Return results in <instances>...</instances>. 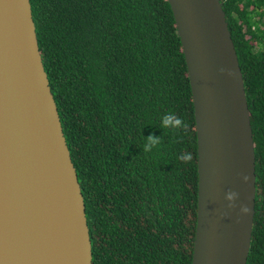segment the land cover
Returning a JSON list of instances; mask_svg holds the SVG:
<instances>
[{
	"label": "trees",
	"instance_id": "obj_1",
	"mask_svg": "<svg viewBox=\"0 0 264 264\" xmlns=\"http://www.w3.org/2000/svg\"><path fill=\"white\" fill-rule=\"evenodd\" d=\"M254 158L245 264H264V0H219ZM37 47L84 204L91 264H190L196 139L166 0H29ZM174 114L186 128L163 127ZM152 134L160 143L143 150ZM190 156L187 161L179 159Z\"/></svg>",
	"mask_w": 264,
	"mask_h": 264
},
{
	"label": "water",
	"instance_id": "obj_2",
	"mask_svg": "<svg viewBox=\"0 0 264 264\" xmlns=\"http://www.w3.org/2000/svg\"><path fill=\"white\" fill-rule=\"evenodd\" d=\"M166 1L196 139L190 264H245L254 212L253 142L224 12L219 0ZM229 192L238 194L234 201L226 199ZM0 264H91L83 199L29 0H0Z\"/></svg>",
	"mask_w": 264,
	"mask_h": 264
},
{
	"label": "clouds",
	"instance_id": "obj_3",
	"mask_svg": "<svg viewBox=\"0 0 264 264\" xmlns=\"http://www.w3.org/2000/svg\"><path fill=\"white\" fill-rule=\"evenodd\" d=\"M162 126L163 127H174V128H186L187 125L183 122V120L179 117H176L174 114H166L162 118ZM146 143L144 145L143 150L145 152H149L153 146L160 143V138L156 137L152 134H149L147 137H145ZM179 159L187 161L190 159V156L188 155H182L179 157ZM238 194L236 192H229L226 196V199L229 201H234L237 198ZM229 207H233L232 204H229ZM242 212H246L247 208L245 206H241L240 209Z\"/></svg>",
	"mask_w": 264,
	"mask_h": 264
}]
</instances>
